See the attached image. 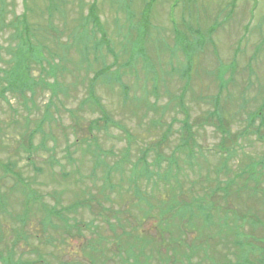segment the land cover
<instances>
[{
	"label": "rangeland",
	"instance_id": "1",
	"mask_svg": "<svg viewBox=\"0 0 264 264\" xmlns=\"http://www.w3.org/2000/svg\"><path fill=\"white\" fill-rule=\"evenodd\" d=\"M5 1L6 22L26 13L59 87L0 97V264H250L244 253L264 247V127L253 118L264 105V0ZM14 33L0 31V93ZM101 34L109 48L95 50ZM115 61L121 86L95 84L113 124L91 130L101 113L89 80ZM46 63L32 64L35 80ZM164 135L146 161L173 175L166 187L140 176L142 152ZM166 223L185 239L177 255L160 240Z\"/></svg>",
	"mask_w": 264,
	"mask_h": 264
},
{
	"label": "trees",
	"instance_id": "2",
	"mask_svg": "<svg viewBox=\"0 0 264 264\" xmlns=\"http://www.w3.org/2000/svg\"><path fill=\"white\" fill-rule=\"evenodd\" d=\"M5 5H6V1L0 0V31L3 30L5 27H8V26L13 27L14 32H15L14 33L15 38L19 40V47L17 48L16 51H14V53H12V56H13L12 67H10L7 70L5 69L3 71L4 76H3L2 80L6 84H4V83L2 84L0 97L5 99V94L9 91H11L12 94H17L21 97H24L27 92H30L31 96H33L34 90L38 85H42L43 87L48 88V89H49V87H52L53 88V94H54L58 90V87H59L58 83L55 84L57 82V75L59 72L58 65L57 64H51L49 62L46 63V58L43 55L42 48L37 47L32 43V41H31V39H32L31 38V29H30L28 21H27L28 19H27L26 13H23L22 15L15 17V19H13L9 23L5 21V14H6ZM95 10H96V4H95V2H92L89 6V13L88 14H89V16H91L94 19V24L96 26L100 27V22H99L98 17L96 16ZM100 39H101V41H97L94 45L95 50H98L103 45H105L107 48H109L108 47L109 41L107 40L106 35L101 34ZM83 43L85 45L84 46L85 49L88 50V48H89L88 41H84V39H83ZM38 48H40V49H38ZM115 58H117V57H115ZM35 62L39 63L40 65H42L43 62H45L47 65L46 67L41 66V76H39L38 80H35L31 74V66ZM115 67H117L116 61L111 65H104L101 69L94 72L93 76L89 80L88 88H87L88 98L91 99L93 101V103H95L97 105V107L101 113V117L96 118L90 122L91 130H95L97 127H98V129L104 128V127L108 126L109 124H113V121L111 120L109 115L106 113V111L103 108V106L101 105L100 101L97 99V96L95 94V84L99 79H103L108 84H111L113 82V83L120 85L118 78L112 76V75H114L113 69ZM47 77L52 78L53 82L50 83L46 79ZM263 108H264V105L262 107H260V109L255 113V115L253 117V118L258 117V119L260 120V124L257 126L258 128L264 127V117L262 114ZM253 118L250 120V122L248 124L250 127H254V122L252 121ZM101 123H102V125H100ZM183 129H184L183 134H185V136H184V138H182L181 145H183V147L186 148L189 146V142L191 141V137H192L191 125L188 122V116L187 115H186V118L184 119ZM257 131H259V130H257ZM224 134H227V133L224 132ZM165 137H166V135H164L163 139L156 142L154 147L147 148L142 152L141 160H143V161H141V162L144 166L142 169V173H140V176L146 175V179L148 181L153 180L154 177H159L162 180V182H163V178H170V179L174 178L173 175H170L169 173L165 174L164 176H160L155 172L153 175V173L149 171V168H148L149 163L146 161L147 155L150 152H153V151L158 152L160 150V147H162L164 145ZM158 154H160V151ZM225 155L227 156L228 154L225 153ZM161 160H162V156L158 155V161L156 162V168H158V169L160 168V161ZM169 164H170V166L174 167L175 172L180 171V167L175 161L170 159ZM133 168H134V175H136V173L138 171H141V168L138 169L137 165H135ZM168 172H170V170ZM152 175H153V177H152ZM18 181L21 184L24 183L22 181V179H20L19 177H18ZM153 184H154V182H153ZM131 186H134L137 190L139 189L138 185H136V183H132ZM163 186L166 187V184L164 182H163ZM139 191H144V190L139 189ZM198 208H201V207H198ZM205 208H207V207H202V210L204 212H206V214H207V209L205 210ZM53 211H55V210H52L51 213H54ZM189 211H190V213L188 214L189 215L188 221L190 223H192L193 218H197V214L195 213V210H193L192 208H190ZM187 212H188V210L186 209L185 213H187ZM163 215H165V214H163ZM161 222L162 221H160V223ZM170 229H171L170 223H166L165 225L163 224L161 231H163V232L166 231V232H165V235L160 234V240L167 242L166 243L167 244L166 249L171 248V246H172L174 249V255H177L179 253L178 251L182 250L183 246H185V239H182L179 235L177 236L176 232L173 233L174 229H171V230ZM260 232L262 233V231H260ZM260 232H258L259 235H256V233H253V232L251 234H253L254 236L262 237V234ZM150 242H148V243H150ZM262 245H264V244H262ZM136 246H138V245H136ZM129 252L127 253L128 255H129ZM153 252L154 251L152 250V253ZM244 256L248 258V260L250 261V264H264V247H262V246L252 247L249 251L244 253ZM184 257H186L188 259V261L191 260L189 255H184ZM132 258L134 259L131 261L132 264H145L144 261L143 262L141 261V257L138 258V257H136V255H133ZM159 259H157V261L159 260V262L162 264H167L169 262V259L165 260V259L160 258V257H159ZM128 263H129V261H128ZM146 264H148L147 261H146Z\"/></svg>",
	"mask_w": 264,
	"mask_h": 264
}]
</instances>
